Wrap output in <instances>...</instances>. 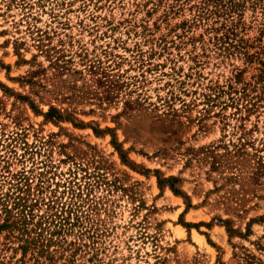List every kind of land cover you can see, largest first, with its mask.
Masks as SVG:
<instances>
[{"label": "rangeland", "instance_id": "obj_1", "mask_svg": "<svg viewBox=\"0 0 264 264\" xmlns=\"http://www.w3.org/2000/svg\"><path fill=\"white\" fill-rule=\"evenodd\" d=\"M0 264H264V0H0Z\"/></svg>", "mask_w": 264, "mask_h": 264}, {"label": "trees", "instance_id": "obj_2", "mask_svg": "<svg viewBox=\"0 0 264 264\" xmlns=\"http://www.w3.org/2000/svg\"><path fill=\"white\" fill-rule=\"evenodd\" d=\"M168 181H174V179H173V178H168V179H157V184H158L159 186H161L162 184H165V183H167ZM168 189L170 190V192H171L173 195H179V194H180L179 190L175 189V188L173 187V185H171V184L168 185ZM185 208H188V205H186ZM181 225H182L183 227H188V228H191V227H192L191 225H185V224H181Z\"/></svg>", "mask_w": 264, "mask_h": 264}]
</instances>
